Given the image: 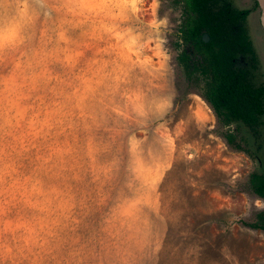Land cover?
Listing matches in <instances>:
<instances>
[{"label":"rangeland","instance_id":"1","mask_svg":"<svg viewBox=\"0 0 264 264\" xmlns=\"http://www.w3.org/2000/svg\"><path fill=\"white\" fill-rule=\"evenodd\" d=\"M181 1L140 0L138 10L123 5L113 12L108 5L76 17L41 15V0H6L7 9L0 4V27L32 22L35 45L49 53L37 69H46L42 78L25 80L26 73L16 70L0 83V122L10 99L25 110L2 141L7 155L0 167L13 170L0 186V264H264V230L251 226L264 212V198L250 184L254 171L264 172V127L257 138L243 129L252 155L226 140L228 127L204 96V78H189L178 59L182 50L192 51L180 39ZM253 2L235 0L242 8ZM165 17L167 44L154 53L162 63L171 55L173 119L180 121L168 129L177 137L175 145L168 138V147L156 142L150 126L144 143H137L133 134L138 137L141 126L116 111L127 87L125 34L147 36L149 23ZM249 22L264 71L258 10ZM62 28L80 53L74 67L57 60ZM17 59L10 56L9 64ZM8 86L15 88L11 97ZM78 97L84 121L75 107ZM49 117V134L34 136L29 121L39 128ZM57 148L71 152L60 160Z\"/></svg>","mask_w":264,"mask_h":264},{"label":"clouds","instance_id":"2","mask_svg":"<svg viewBox=\"0 0 264 264\" xmlns=\"http://www.w3.org/2000/svg\"><path fill=\"white\" fill-rule=\"evenodd\" d=\"M44 9L41 15L50 17L53 12L63 13L65 17H76L83 15L86 11L96 13L107 10L106 6L112 5V11L117 12L120 6L130 5L137 7L140 0H41ZM4 8H8L6 0H0ZM138 10V7H137ZM32 22L21 20L6 27H0V83H6L13 79V73L16 70L25 72V80L36 81L43 77L44 71H37L44 63L49 53L35 45V31H28ZM71 24V21H68ZM150 31L145 35L143 32H129L123 38V56L127 62V78L123 81L127 87L120 93V98L116 103L119 107L116 111L135 122L140 127V135L133 134L137 143L142 144L147 139L144 135L145 130L150 126L156 133V142L162 147L167 146V140L172 137V145L176 144L177 137L173 136L168 129L180 123L173 119L175 89L173 86V69L170 65L171 55L165 54L163 63L161 58L157 57L154 49L159 47L161 51L165 49L167 37L163 30L168 28L167 17L164 19L149 23ZM109 31H112L109 28ZM57 48L61 44L62 57H57L59 63L63 66L74 67L80 53L73 49L68 29L62 28L57 33ZM18 54L16 62L9 64V57ZM7 65V67H5ZM79 92V89L75 90ZM15 88L8 86V94L11 97ZM56 111H59L60 104L57 101ZM83 98L78 97L75 107L80 110L79 119L84 121V112L82 109ZM24 109L19 108L17 102L9 100L7 110L4 112L3 121L0 122V162H3L7 149L3 144V137L11 134V130L20 125L24 118ZM171 121L172 123H168ZM36 120L29 121L30 131L34 136H47L52 130L50 117L40 121V127H36ZM57 123L63 124V121ZM165 125L167 126L165 128ZM74 125L70 122L68 127ZM90 126L86 121L82 124V129L86 132ZM47 129V131H46ZM70 148H57L56 155L60 160L70 154ZM94 149L91 144L87 145V155L93 158ZM10 164H3L0 167V186L5 183V177L10 176L12 172ZM35 191L39 188L33 186ZM7 191V189H5ZM257 207H260V201H256Z\"/></svg>","mask_w":264,"mask_h":264},{"label":"trees","instance_id":"3","mask_svg":"<svg viewBox=\"0 0 264 264\" xmlns=\"http://www.w3.org/2000/svg\"><path fill=\"white\" fill-rule=\"evenodd\" d=\"M182 1L180 39L192 51L182 50L179 62L189 78L197 74L204 78V96L228 127V143L252 155L243 129L257 138L264 126V71L249 31V10L233 0ZM205 33L208 41L203 38ZM250 184L264 198V172L254 171ZM251 226L264 230V212Z\"/></svg>","mask_w":264,"mask_h":264},{"label":"flooded vegetation","instance_id":"4","mask_svg":"<svg viewBox=\"0 0 264 264\" xmlns=\"http://www.w3.org/2000/svg\"><path fill=\"white\" fill-rule=\"evenodd\" d=\"M234 1V3H235V0H233ZM236 4V3H235ZM236 6H238L239 8H242V7H240L239 5H237L236 4ZM242 9H248L249 10V14H248V26H249V31H250V34H251V36H252V38H253V35H252V33H251V27H250V22H249V17H250V14L252 13V12H254V11H256V10H258V12H259V21H260V25H261V27H262V29H263V31H264V26H263V24H262V20H261V14H262V9H261V6H260V2H259V0H254V2H253V5L251 6V7H246V8H242ZM207 34V33H206ZM204 38V37H203ZM209 40V39H208ZM253 42H254V45H255V47H256V44H255V41H254V38H253ZM256 49H257V47H256ZM257 52L259 53V51H258V49H257ZM259 56H260V54H259ZM260 58H261V56H260ZM262 63V62H261ZM235 127V126H234ZM264 126H262L261 128H260V131H261V129L263 128ZM228 129V128H227ZM235 129V128H234Z\"/></svg>","mask_w":264,"mask_h":264},{"label":"water","instance_id":"5","mask_svg":"<svg viewBox=\"0 0 264 264\" xmlns=\"http://www.w3.org/2000/svg\"><path fill=\"white\" fill-rule=\"evenodd\" d=\"M259 2H260L261 9H262L261 20H262V24L264 26V0H259ZM203 37H204L205 41H208V39H209L208 34L205 33Z\"/></svg>","mask_w":264,"mask_h":264}]
</instances>
